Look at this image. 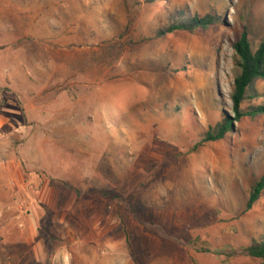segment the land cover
<instances>
[{"label":"rangeland","instance_id":"obj_1","mask_svg":"<svg viewBox=\"0 0 264 264\" xmlns=\"http://www.w3.org/2000/svg\"><path fill=\"white\" fill-rule=\"evenodd\" d=\"M180 10L218 14L217 24L151 39ZM244 31L256 51L264 0H0V62L9 65L12 50L28 49L42 68L30 93L39 105L50 93L51 64L75 72L53 91L76 95L83 129L0 132L7 156L31 155L35 199L44 183L65 187L53 194L61 207L54 221L40 224L34 258L32 234L20 226L30 213L25 198L20 220L12 215L18 204L6 208L0 264H262L240 253L264 236V193L243 213L264 175V116L243 118L226 140L195 150L210 127L233 116L234 44ZM257 89L264 100V82ZM6 96L1 106L16 109ZM253 104L264 102L243 109ZM24 118L11 121L19 128ZM24 141L32 149H20ZM47 157L79 163L44 164ZM71 203L68 223L59 225L55 217ZM92 211L103 218L97 232Z\"/></svg>","mask_w":264,"mask_h":264},{"label":"crops","instance_id":"obj_2","mask_svg":"<svg viewBox=\"0 0 264 264\" xmlns=\"http://www.w3.org/2000/svg\"><path fill=\"white\" fill-rule=\"evenodd\" d=\"M40 40L44 39L41 38ZM48 47L49 46H47V49ZM51 49H53V47ZM27 50L28 49L24 47L19 48L16 51L12 50L14 53L10 56L9 65H3L2 62H0V97H3L4 95L5 97H7L6 95L8 94L10 97L11 106L16 108L10 109L12 111L11 112L5 106H1L0 104V132H4L5 129H10L12 130V133L14 131L28 133L30 128H32L33 126H41L44 128V130H46L48 127H54L58 125L60 127H66L67 129H65V131L74 130V132L81 133L83 129L82 123L80 121L81 116L80 114H77V102L75 97L76 95H70L66 91L57 94L53 91V89L57 85H62L67 80L74 81V79L76 78L75 72H68L67 70V72L65 70L57 72L56 68L53 67L55 63L51 64L50 78H48L47 81H44V84L46 85L45 87L49 88V96L40 99V101H42L41 105L32 103V98L30 97L31 89L37 90L32 80L34 78L41 77L40 74L42 68L39 65H35L31 62V60H29L27 56ZM40 84L43 83L40 81L39 85ZM73 84L75 83L73 82ZM8 86L10 87L11 92H7V94H4L1 89H4ZM20 87L21 89H19ZM30 107H33V112L30 110ZM23 114L25 117L24 123L23 121H20L18 123V128L14 125V123H12L11 118L18 115L23 117ZM50 130H52V128ZM6 144L7 143L3 142V140L0 141V226H2L3 224V214L6 211V208H8V210L13 209V207L18 204V207L14 210V213L12 212V215H16L17 220H20L21 217H23L22 215H19V213H23V208L20 206V204H22V197H24L27 202V214L28 210H30V213L27 215L28 217L22 218L25 219L26 224L22 223L20 226L23 228L26 225V227L32 234V238L30 242H28V244L33 246L32 250L34 258V253L36 250L35 238L40 234V224L42 223L43 225H47L49 222L54 221L53 212L60 210L61 207L59 204H57V201L53 197V194L55 192L60 193L61 187L62 189H65V187L59 182L55 185H51V183L49 182L46 184L44 183L42 185L41 197L35 199L33 192L37 188L36 182L39 183V179H35L33 173L29 172V170L32 169L31 164L33 161L31 155L26 154L25 157L21 158V160H19L18 157L12 158L11 154L10 156H7V152L5 150ZM20 149H32L31 142L24 141V143L20 146ZM74 158L75 157H59L58 159L54 157L51 159L50 157H47L45 158L44 164H78L79 162H77ZM49 159H51V161H49ZM22 163L26 167L24 170L21 167ZM14 182L17 186L15 184H12ZM15 186L16 188H14ZM72 204L74 203H71V205L66 208L64 207V209L61 211V213H63L62 215H60L61 217H55L59 225H66L68 223L69 216L74 210L72 208ZM40 206L44 208V213L40 211ZM74 217L75 216L71 217V221L75 220ZM100 218L102 217H98V213H96L95 211L90 216V222L92 224L91 226H93V229H95L96 232L98 230L99 224L103 219ZM111 220L113 222L112 218ZM106 223V226H109V219H107ZM111 231L112 226L107 231V233L109 234L111 233ZM50 240L49 243H53ZM70 241L74 240L70 238ZM45 242L43 241L42 243L44 252L46 250L44 245ZM109 243H111V241L108 237L107 245H109ZM91 244L97 246L96 237L91 238ZM66 252H68V250H66Z\"/></svg>","mask_w":264,"mask_h":264},{"label":"trees","instance_id":"obj_3","mask_svg":"<svg viewBox=\"0 0 264 264\" xmlns=\"http://www.w3.org/2000/svg\"><path fill=\"white\" fill-rule=\"evenodd\" d=\"M217 17L218 14L207 13L204 16H198L180 10L175 15L170 16L153 33L151 39H163L178 32L195 33L197 31H207L210 27L217 24ZM234 50L237 56L236 66L238 74L234 81L231 96L233 116L224 115L215 126L210 127L203 134L202 141L195 147V150L209 143H218L226 140L234 132V123L240 122L243 118L255 119L264 116V105L262 104H253L249 108L243 109V106L247 102H264L262 92L257 89V83L264 82V39L257 50L254 51L248 33L244 31L234 44ZM263 193L264 175L252 185L243 213L249 212L262 199ZM240 254L260 260L264 264V236L258 240H252L251 245L243 249Z\"/></svg>","mask_w":264,"mask_h":264}]
</instances>
